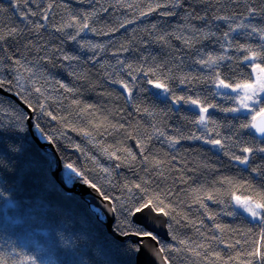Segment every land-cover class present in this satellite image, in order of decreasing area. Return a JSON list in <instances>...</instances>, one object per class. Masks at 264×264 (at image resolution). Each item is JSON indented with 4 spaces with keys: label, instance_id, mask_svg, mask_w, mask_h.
Returning <instances> with one entry per match:
<instances>
[{
    "label": "trees",
    "instance_id": "trees-1",
    "mask_svg": "<svg viewBox=\"0 0 264 264\" xmlns=\"http://www.w3.org/2000/svg\"><path fill=\"white\" fill-rule=\"evenodd\" d=\"M216 16L264 28V0H0V87L36 109L44 134L33 130L53 138L63 173L71 163L116 198V219L121 204L163 201L169 264H264V222L231 195L264 193V138L241 127L248 111H224L236 94L215 86L217 76L250 81L239 45L264 55V38L248 28L229 45ZM85 18L89 29L70 39ZM208 55L225 58L199 63ZM149 81L169 91L157 96ZM189 97L208 107L206 128ZM19 101L0 92V264H136L133 243L53 177L56 158ZM244 147L248 164L233 159Z\"/></svg>",
    "mask_w": 264,
    "mask_h": 264
},
{
    "label": "snow or ice",
    "instance_id": "snow-or-ice-1",
    "mask_svg": "<svg viewBox=\"0 0 264 264\" xmlns=\"http://www.w3.org/2000/svg\"><path fill=\"white\" fill-rule=\"evenodd\" d=\"M19 0H17V7H18ZM161 5H157V7H160ZM164 7H167L168 5H163ZM179 5H173V7H176ZM51 7V6H49ZM255 9L249 10V15H251ZM166 15H171L174 13H164ZM32 15H35V13H32ZM203 19V17H200ZM44 19H47V16L44 17ZM75 19V17H74ZM85 22L78 28L75 35H71L69 38L72 40H76V37L80 34V32H83L85 29H89V24ZM215 19L217 20H224L227 23L228 31L224 32V37L226 38L229 45H231L232 41L229 38L230 33H236L240 32V34H243L242 30L251 28V32L248 34L251 35L252 33L259 32L261 38H264V28H256L255 26H252L250 24H247L244 22V20H240L239 23H230L229 21H233L234 17L230 16H216ZM67 27H73L72 24L67 25ZM155 27V26H153ZM58 31H61L62 29H57ZM91 31H95V29H90ZM15 32V29L12 30ZM212 35H215L214 33ZM2 38V37H0ZM163 39V37H161ZM187 43V41H185ZM93 47H96L95 45ZM245 52V55L243 59L248 62V65L252 68V75L250 77V81H243V82H235V83H226L224 79L219 78L217 76V80L215 82V86L220 89H231L232 92L236 93V96L234 97L237 106L230 109H224V111H231V112H241L244 110H247L251 114V120H249L247 123L241 124L242 128H250L254 129L256 133H258L262 138H264V107H260V99L261 94H264V55L261 54V52L254 51L250 46L246 45H239V49ZM262 52H264V49H262ZM224 56L215 57L212 55H208L207 59H202L199 61V63L211 67L215 65L219 60H223ZM65 60L73 59V57L70 56H64ZM129 67H131L129 65ZM131 75V73H129ZM123 84V87L125 89H128L129 96L131 95V89L128 88L127 84ZM149 83H154V86L157 89H163L165 92H168V86L167 84L163 82H153L149 81ZM3 81H0V86H2ZM23 89H21V92ZM37 92H39V89H36ZM17 96H20V93L16 94ZM23 99V97H21ZM175 102L179 103L181 100H185L184 97H178L174 98ZM27 103V101H24ZM187 102H190L193 105L199 106V119L195 121V123L204 125L205 128L207 127V121H208V107L203 106L200 104L199 100L192 99L189 97L187 99ZM28 108L32 109L33 112L36 111L35 108L32 107L31 104H27ZM209 107H214V105H210ZM42 110V109H41ZM51 115V113H49ZM55 119V117H52ZM23 119V117L21 118ZM34 127L44 134V129L41 128L40 124L37 123L34 125ZM22 130V129H20ZM11 131V130H10ZM0 134H3L2 130H0ZM163 135V133H161ZM196 139H201L202 137H194ZM46 139L49 141V143H54V140L51 136H46ZM209 143L213 145H220L223 147L221 140H209ZM259 152H264V148L256 149ZM243 153H246L243 157L241 156H234L233 159L239 161L241 164H248L249 156L254 151L251 147H244L241 149ZM64 168L67 170L66 173H64L61 177V182L64 183L66 186H71L76 182H82L83 184L88 185L92 189H94L100 199L105 202L104 205H101L102 210L104 211H111L114 216L117 214V207H116V198L113 196H110L107 194L101 187H99L96 183H93L91 180L87 178L85 173L75 167L71 163H67L64 165ZM107 171V170H105ZM253 171H257V169H253ZM137 188H140V185H136ZM141 191H144V189H141ZM232 199L234 200L235 204L241 208L244 212L248 213L253 219H259L262 222H264V193H257L256 197L254 198L252 195H236L235 193H232ZM212 197H209L211 199ZM146 210H148L151 213H154L156 215H163L168 216L169 212L165 211V207L163 206V201L159 200L158 198H148L143 199L138 203L131 204L129 206H125L123 204L120 205V212L121 216L117 217L116 222L114 224V230L115 232L123 237H129V236H135L138 239L133 242L131 251L135 253H139L142 248L147 249L151 242H155V246L158 247V250L156 252L157 255H160L161 253L165 252L167 249L165 246H163L160 242V238L158 234L148 231L142 224L134 222L133 218H136L138 214L144 213ZM126 213V214H125ZM255 255L260 256L261 253L259 249H257ZM31 264H36L35 257H29L28 258ZM162 259L165 261V264H167V257H162Z\"/></svg>",
    "mask_w": 264,
    "mask_h": 264
},
{
    "label": "water",
    "instance_id": "water-1",
    "mask_svg": "<svg viewBox=\"0 0 264 264\" xmlns=\"http://www.w3.org/2000/svg\"><path fill=\"white\" fill-rule=\"evenodd\" d=\"M149 87L151 91L157 95L162 96L164 90L163 89H157L154 86V83H150ZM0 92L9 95L13 97L14 99H17L19 101V98L17 95L10 93L3 88L0 87ZM21 105L27 110L28 112V123L29 128L31 131V134L35 141L38 143V145L44 150L51 152L54 157L56 158V166L52 169V175L56 179V181L61 185V187L70 193H76L78 194L82 199L87 201L90 205H94L97 208H99L103 214V222L108 230V232L118 241L126 242L131 241L132 243L135 242L138 238L135 236H129V237H123L118 235L114 230V224L116 222V216L113 215L111 211H104L101 208V205H104L105 202H103L98 193L89 187L86 184H83L82 182H76L71 186H66L64 183L61 182V177L64 174L63 173V164L61 161V158L54 146L53 143H49V141H42L34 132L33 126H34V120H33V111L32 109L28 108V106L22 102L19 101ZM254 133L262 138L258 133ZM134 222L142 224L148 231H152L156 234H158L159 238L163 241H168L170 239V233H169V227H168V216L156 215L154 213L149 212L146 210L144 213L138 214L136 218H133ZM158 250V247L155 246V242H151L150 246L147 249L142 248L139 253H136V264H165V261L162 259V257H165V253H161L160 255H157L156 252ZM167 264H169V260L167 258Z\"/></svg>",
    "mask_w": 264,
    "mask_h": 264
},
{
    "label": "rangeland",
    "instance_id": "rangeland-1",
    "mask_svg": "<svg viewBox=\"0 0 264 264\" xmlns=\"http://www.w3.org/2000/svg\"><path fill=\"white\" fill-rule=\"evenodd\" d=\"M225 90H229V91H232L231 89H225ZM235 93V92H234ZM236 94V93H235ZM262 99H264V94H261V99H260V107H264V106H262L261 105V101H262ZM243 112H247V110H244ZM241 209V208H240Z\"/></svg>",
    "mask_w": 264,
    "mask_h": 264
}]
</instances>
